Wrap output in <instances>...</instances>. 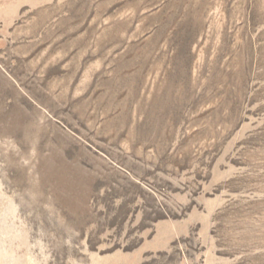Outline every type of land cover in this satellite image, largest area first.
<instances>
[{"label": "rangeland", "instance_id": "374dc122", "mask_svg": "<svg viewBox=\"0 0 264 264\" xmlns=\"http://www.w3.org/2000/svg\"><path fill=\"white\" fill-rule=\"evenodd\" d=\"M0 264H264V0H0Z\"/></svg>", "mask_w": 264, "mask_h": 264}]
</instances>
